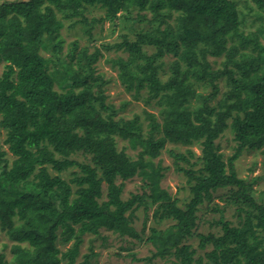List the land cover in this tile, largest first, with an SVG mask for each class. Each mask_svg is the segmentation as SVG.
<instances>
[{"label": "trees", "instance_id": "16d2710c", "mask_svg": "<svg viewBox=\"0 0 264 264\" xmlns=\"http://www.w3.org/2000/svg\"><path fill=\"white\" fill-rule=\"evenodd\" d=\"M94 6L120 26L114 42L95 43ZM63 18L85 25L88 42L66 43ZM103 58L141 111L126 117L131 101L108 102ZM0 64V239L12 242L0 264H92L95 252L77 262L87 233L143 239L135 211L155 205L164 228L151 227L152 254L133 259L264 264V190L255 187L264 173L240 174L248 152L263 154L264 169V0H6ZM168 171L186 177L174 194ZM136 176L139 192L125 199ZM209 212L221 230L197 232Z\"/></svg>", "mask_w": 264, "mask_h": 264}, {"label": "rangeland", "instance_id": "374dc122", "mask_svg": "<svg viewBox=\"0 0 264 264\" xmlns=\"http://www.w3.org/2000/svg\"><path fill=\"white\" fill-rule=\"evenodd\" d=\"M6 0H0V3ZM8 1H19V0H8ZM239 4H243V0H239ZM105 14V9L101 8L100 6L89 7V11L87 13V17L90 21H94L92 26V33L95 39V43L98 45L101 42H114L118 38V31L120 26L115 27V30L110 21L101 22L99 19ZM62 17V15H59ZM64 19V26L61 28L62 36L66 39V43L71 42L75 38H81L82 44L84 45L88 42V35L84 33L85 25L76 24L75 26H71V23L76 19ZM97 20V21H96ZM248 29L256 27V24H251L248 22ZM115 32V33H113ZM104 59V60H103ZM100 62V69L106 73L108 78L111 79V83L109 84V97L108 102L114 103L116 107H119L124 101H131V103L127 106L126 109L120 111L121 114H124L126 117L132 116L134 112L141 111L142 101L132 100L133 97L131 94L125 91V88L117 81L116 73L113 71L110 64L105 61L103 58ZM213 59V57L211 58ZM4 69L3 64H0V72ZM226 136L221 139V151L224 152L225 156L230 155L233 153V134L230 133L228 130L226 132ZM6 138L5 131L0 128V144H3L4 149L8 150V145L4 144V140ZM128 146V142H124L122 140L119 141V148L123 146ZM197 153H200V148L194 147ZM131 155H135V151L131 150L130 148L127 149ZM11 154H9L10 156ZM242 162L240 165V174L241 176H252L262 175L264 173L263 169V154L259 151L257 152H248L242 156ZM166 162L169 164L172 162V158L166 157ZM257 162L254 170L250 172V168L253 166V163ZM199 166H197L198 168ZM186 177H180L179 174L173 171H168L167 179L163 182L164 188H170V191L174 194L177 192L178 187L181 186L182 181ZM121 181V180H120ZM125 189L123 192V197L125 199L129 198L133 192H139L140 185H141V178L136 176L132 179L126 180L125 182ZM255 187L258 191L264 190V178L261 179L259 182L256 183ZM106 191V189H105ZM216 202H220L221 205L224 204V201H220L219 199L215 200ZM156 205L152 207V209L145 212L144 207H139L135 211V216L133 218V225L137 227L139 230L142 228V224L146 223V233L143 235V239H135V238H125L123 239L122 236L107 231L102 230L100 235H94L91 233H87L83 237V241L80 245V254L77 258V262H81L85 259V255L91 252L97 253L92 259V264H162L164 262L161 258H153L151 261H141L133 259L129 253L135 254L137 258H145L152 254L154 250L153 246L147 244L146 237L150 234V228L155 226L158 228H164V223L159 222L158 219L154 218V209ZM128 214V213H127ZM212 217L219 218L218 212H209L208 216L202 217L200 224L195 227L197 232L208 234L210 232H219L221 227L218 225H212L209 220H212ZM226 219L232 220L234 222H238V219L235 216V209L228 207L227 211L225 212ZM6 242L9 244L8 247H5ZM189 243L193 245V247L199 249V238L194 237L189 240ZM12 242L9 241L7 236H2L0 239V258H9L11 256L10 253V245ZM59 247L62 250H66L72 242L68 244H63L59 241ZM5 247V248H4ZM123 248V249H122ZM128 250H127V249ZM1 249H3L1 251ZM199 253H203L201 249H199Z\"/></svg>", "mask_w": 264, "mask_h": 264}]
</instances>
